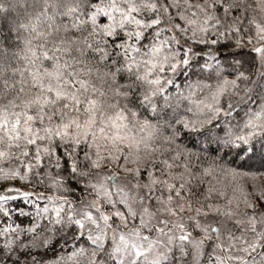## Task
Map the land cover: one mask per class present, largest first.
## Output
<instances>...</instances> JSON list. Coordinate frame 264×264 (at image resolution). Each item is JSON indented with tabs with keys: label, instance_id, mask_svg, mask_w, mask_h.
Masks as SVG:
<instances>
[{
	"label": "snow or ice",
	"instance_id": "obj_1",
	"mask_svg": "<svg viewBox=\"0 0 264 264\" xmlns=\"http://www.w3.org/2000/svg\"><path fill=\"white\" fill-rule=\"evenodd\" d=\"M0 264H264V0H0Z\"/></svg>",
	"mask_w": 264,
	"mask_h": 264
}]
</instances>
